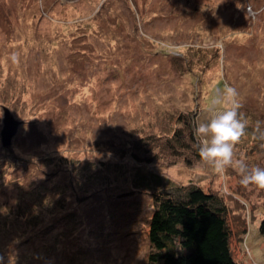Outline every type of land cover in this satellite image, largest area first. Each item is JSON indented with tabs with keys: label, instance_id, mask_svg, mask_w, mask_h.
Listing matches in <instances>:
<instances>
[{
	"label": "rangeland",
	"instance_id": "obj_1",
	"mask_svg": "<svg viewBox=\"0 0 264 264\" xmlns=\"http://www.w3.org/2000/svg\"><path fill=\"white\" fill-rule=\"evenodd\" d=\"M225 85L264 167V0H0V264H149L177 185L218 193L235 260L264 264V188L194 154Z\"/></svg>",
	"mask_w": 264,
	"mask_h": 264
},
{
	"label": "trees",
	"instance_id": "obj_2",
	"mask_svg": "<svg viewBox=\"0 0 264 264\" xmlns=\"http://www.w3.org/2000/svg\"><path fill=\"white\" fill-rule=\"evenodd\" d=\"M184 144L190 148L191 143ZM194 154L201 158L197 149ZM149 160L151 157L145 159ZM250 186L261 191L256 185ZM171 189L154 194L148 222L153 247L149 264H238L230 244L228 207L221 196L199 185H177ZM259 231L264 235V216Z\"/></svg>",
	"mask_w": 264,
	"mask_h": 264
},
{
	"label": "clouds",
	"instance_id": "obj_3",
	"mask_svg": "<svg viewBox=\"0 0 264 264\" xmlns=\"http://www.w3.org/2000/svg\"><path fill=\"white\" fill-rule=\"evenodd\" d=\"M12 59L15 60V56ZM237 98L238 92L234 87L225 85L222 91H217L211 101V115L204 122H199L193 130L197 138L194 147L216 174L222 175L226 168L231 167L239 174L242 186L256 185L264 188V167L249 166L244 159L236 158L234 154V147L248 126L240 112L242 105ZM256 131L260 139H264V131L259 128Z\"/></svg>",
	"mask_w": 264,
	"mask_h": 264
},
{
	"label": "water",
	"instance_id": "obj_4",
	"mask_svg": "<svg viewBox=\"0 0 264 264\" xmlns=\"http://www.w3.org/2000/svg\"><path fill=\"white\" fill-rule=\"evenodd\" d=\"M5 125L2 130V140L4 145H9L12 141L13 135L17 131V126L19 121L12 117L9 114V110L6 109V116H5Z\"/></svg>",
	"mask_w": 264,
	"mask_h": 264
}]
</instances>
